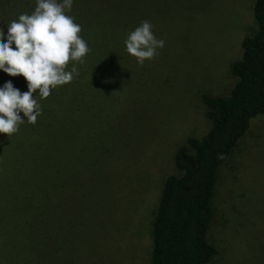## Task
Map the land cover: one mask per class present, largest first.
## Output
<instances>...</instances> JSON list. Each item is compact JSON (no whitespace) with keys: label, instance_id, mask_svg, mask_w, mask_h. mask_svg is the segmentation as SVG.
<instances>
[{"label":"rangeland","instance_id":"1","mask_svg":"<svg viewBox=\"0 0 264 264\" xmlns=\"http://www.w3.org/2000/svg\"><path fill=\"white\" fill-rule=\"evenodd\" d=\"M254 1L73 0L67 14L80 36L108 35L117 48L85 59L83 95L68 88L67 127L53 134L59 168L52 264H151V224L164 180L176 172V150L210 128L201 95H227L233 86L230 65L256 28ZM35 7L36 0H0L5 42L9 23ZM145 20L164 47L141 66L124 41ZM8 81L28 91L22 75L0 70V87ZM34 97L38 118L53 131L51 94ZM20 115L25 122L17 133H0V152L35 146L37 125ZM212 207L208 238L218 253L208 264H264V114L252 118L221 164Z\"/></svg>","mask_w":264,"mask_h":264},{"label":"trees","instance_id":"2","mask_svg":"<svg viewBox=\"0 0 264 264\" xmlns=\"http://www.w3.org/2000/svg\"><path fill=\"white\" fill-rule=\"evenodd\" d=\"M252 12L256 28L241 40V54L230 65L235 82L229 93L201 95L210 128L175 152L176 172L164 180L151 224V264H208L218 253L208 238L218 171L252 118L264 114V0H255ZM94 36L99 39H85L88 58L115 53V39ZM73 64L79 76L51 92L53 131L37 118L34 147L0 152V264H52L53 180L59 168L53 134L66 130V92L73 88L82 96L79 85L87 72L85 63L71 61L68 71Z\"/></svg>","mask_w":264,"mask_h":264},{"label":"clouds","instance_id":"3","mask_svg":"<svg viewBox=\"0 0 264 264\" xmlns=\"http://www.w3.org/2000/svg\"><path fill=\"white\" fill-rule=\"evenodd\" d=\"M72 4L73 0H36L30 15L21 14L9 23L6 42L0 28V70L13 77L22 75L28 87L23 93L11 81L0 87V133L8 138L25 122L20 113L28 123H37L42 109L34 94L38 91L40 98L46 99L53 89L71 83L79 71L75 64L68 71L69 62L83 65L91 53L80 36L81 26L67 14ZM152 29L149 21H142L124 41L126 51L141 66L154 60L157 50L164 47Z\"/></svg>","mask_w":264,"mask_h":264}]
</instances>
